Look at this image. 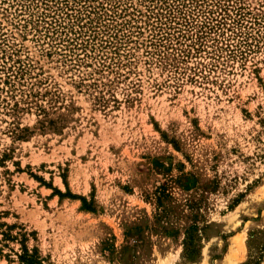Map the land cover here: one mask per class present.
Returning a JSON list of instances; mask_svg holds the SVG:
<instances>
[{"label": "rangeland", "instance_id": "obj_1", "mask_svg": "<svg viewBox=\"0 0 264 264\" xmlns=\"http://www.w3.org/2000/svg\"><path fill=\"white\" fill-rule=\"evenodd\" d=\"M0 264H264V0H0Z\"/></svg>", "mask_w": 264, "mask_h": 264}, {"label": "trees", "instance_id": "obj_2", "mask_svg": "<svg viewBox=\"0 0 264 264\" xmlns=\"http://www.w3.org/2000/svg\"><path fill=\"white\" fill-rule=\"evenodd\" d=\"M61 195V194H60ZM85 203V200H82Z\"/></svg>", "mask_w": 264, "mask_h": 264}]
</instances>
